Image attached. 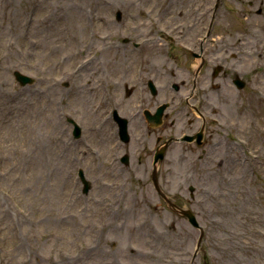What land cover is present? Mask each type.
<instances>
[{
	"label": "rangeland",
	"instance_id": "1",
	"mask_svg": "<svg viewBox=\"0 0 264 264\" xmlns=\"http://www.w3.org/2000/svg\"><path fill=\"white\" fill-rule=\"evenodd\" d=\"M203 52L217 61L199 72ZM168 71L204 94L214 149L166 156L153 181L159 131L138 111ZM75 251L79 264H264V0H0V264Z\"/></svg>",
	"mask_w": 264,
	"mask_h": 264
},
{
	"label": "flooded vegetation",
	"instance_id": "2",
	"mask_svg": "<svg viewBox=\"0 0 264 264\" xmlns=\"http://www.w3.org/2000/svg\"><path fill=\"white\" fill-rule=\"evenodd\" d=\"M138 46L139 45L135 48H140ZM201 69L202 67H200L199 72ZM157 76V74H152V78L149 79L146 86L149 91L148 94H151L153 98L147 101L146 107L138 111L139 116L144 118V123H147V125L159 131V136L154 139V148L150 150L149 153H145L146 159L151 158L152 155L154 159L155 152L159 148L165 149V157L170 154L176 155L178 152L182 153L173 158L178 160L186 156L188 157V152L196 153L199 149H202L204 152H206L207 149L205 156H209V152L214 149L213 136L217 125L213 121V117L209 116H213L214 113L207 108V105L202 106L201 97H203L204 94L183 93L180 85L176 88L173 82V78H175L174 72L168 71L166 74L169 84L165 83L163 79L152 81L153 77ZM150 81L154 82L157 87L155 94L149 89ZM167 85L171 87L169 88ZM158 87H164V91L159 92L160 90H158ZM130 91L131 90L127 91V95ZM158 94L159 97L160 95L162 96V100L156 98ZM161 108L162 114L160 115L159 111ZM146 112L149 113L150 116L155 114L156 119H161L162 122L159 125L149 124L146 120ZM139 116L137 115L136 118ZM167 119H170V121L166 122ZM186 137L193 138V141H183ZM201 159L203 158L201 157ZM129 166L130 165L124 163V167L128 168Z\"/></svg>",
	"mask_w": 264,
	"mask_h": 264
},
{
	"label": "bare ground",
	"instance_id": "3",
	"mask_svg": "<svg viewBox=\"0 0 264 264\" xmlns=\"http://www.w3.org/2000/svg\"><path fill=\"white\" fill-rule=\"evenodd\" d=\"M147 11H150V8H148V10ZM199 12H200V10H199ZM152 14H154L153 13V11L151 12ZM150 12H148V15L149 14H151ZM163 12H161L159 15H160V17H162V14ZM184 15V13H182V12H180L179 14H177V16H183ZM150 18H151V16H149ZM176 25L180 28V30H177V31H179L180 33H178V34H182L184 31H182V29L184 28V30H185V32L187 31V26L185 27L183 24H182V22H180V23H178V22H175V27H176ZM193 25V24H192ZM152 42H154V41H152ZM33 45L34 46H37V42L34 44L33 43ZM30 46L32 47V44H30ZM104 48H107L106 46L104 47ZM217 61V59H215L213 62L211 61V59L210 58H208V61L206 60V58L201 54V56L200 57H198L197 59H196V64L194 63V66H196V68H199L200 66L202 67V69H203V71L202 72H206V70H207V66H208V64L211 62V66H214L215 65V62ZM84 62H86V63H88V58H86V59H83V64H86V63H84ZM201 72V73H202ZM204 74V73H203ZM204 81H207V79H205ZM203 81V82H204ZM205 83V82H204ZM8 85V84H7ZM11 93H13V92H11ZM12 106H14V108L16 107V105H14L13 103H12ZM7 108H9L8 106H7ZM14 110H16V109H13V111ZM10 113V112H9ZM85 127H87V124H85ZM119 129H120V127H119ZM30 142H29V144H27L28 146H29V156H33V155H35V154H37V153H40L41 152V150H42V143L41 142H39V141H37V139L35 138V137H33V135L31 134V139L29 140ZM99 142H101V140H99ZM64 143H65V141L64 140H62V137H61V139L60 140H58V142H57V144L55 145V148H57L58 150H59V153H65L69 148H70V146L68 145V146H65L64 145ZM70 151V150H69ZM43 152H45V150L43 149ZM42 152V153H43ZM124 163H125V161H124ZM90 189H91V187H90ZM115 208V207H114ZM181 216H183V215H181ZM184 218H186L185 216H183ZM199 221H198V219H197V223H198ZM194 228H196L195 226H193ZM114 228H115V231L118 233V231H120V229H119V227L118 226H115L114 225ZM199 228H201L200 226H199ZM197 229V228H196ZM142 252V251H141ZM75 254H73L71 257H69L67 260H65L64 261V263L65 264H79L80 263V254L78 253V252H74ZM134 253V252H133ZM135 254V253H134ZM87 255H89V253L87 254Z\"/></svg>",
	"mask_w": 264,
	"mask_h": 264
},
{
	"label": "water",
	"instance_id": "4",
	"mask_svg": "<svg viewBox=\"0 0 264 264\" xmlns=\"http://www.w3.org/2000/svg\"><path fill=\"white\" fill-rule=\"evenodd\" d=\"M23 80L27 83V79H23ZM243 86H244V84L240 85V87H243ZM117 121H118V123L120 125V129H121V131H120L121 138L124 140V120L117 117ZM76 130H77V133H76V137H77L78 135H80V129L77 128ZM183 214L187 216V211H183ZM191 222L194 226H198V223L196 222V219L194 217L191 218Z\"/></svg>",
	"mask_w": 264,
	"mask_h": 264
}]
</instances>
